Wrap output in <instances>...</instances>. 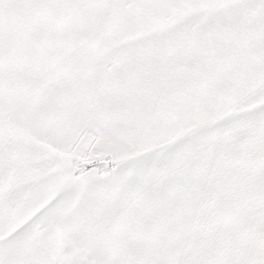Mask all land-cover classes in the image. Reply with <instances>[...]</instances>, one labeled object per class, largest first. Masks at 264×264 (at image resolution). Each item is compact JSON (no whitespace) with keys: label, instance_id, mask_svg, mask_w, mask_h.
<instances>
[{"label":"snow or ice","instance_id":"6c2138e0","mask_svg":"<svg viewBox=\"0 0 264 264\" xmlns=\"http://www.w3.org/2000/svg\"><path fill=\"white\" fill-rule=\"evenodd\" d=\"M0 264H264V0H0Z\"/></svg>","mask_w":264,"mask_h":264}]
</instances>
